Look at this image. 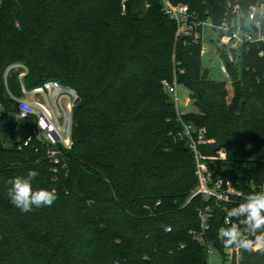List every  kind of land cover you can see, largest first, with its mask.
I'll list each match as a JSON object with an SVG mask.
<instances>
[{
	"label": "trees",
	"instance_id": "obj_1",
	"mask_svg": "<svg viewBox=\"0 0 264 264\" xmlns=\"http://www.w3.org/2000/svg\"><path fill=\"white\" fill-rule=\"evenodd\" d=\"M161 1L0 0V106L15 109L4 79L14 64L28 68V89L57 80L80 95L74 150L60 164L23 146L27 122L9 125L10 147L0 139V193L7 198L9 179L36 170L33 188L58 196L28 213L0 203V264H209L210 248L227 249L218 239L226 209L264 184V57L254 47L231 62L224 52L232 82L209 79L201 46L177 39ZM171 2L216 21L225 13L224 0ZM21 72L7 73L16 96ZM175 77L190 91V113L163 84ZM185 125L215 139L203 156L228 154L208 165L241 194L230 204L192 197Z\"/></svg>",
	"mask_w": 264,
	"mask_h": 264
},
{
	"label": "built area",
	"instance_id": "obj_2",
	"mask_svg": "<svg viewBox=\"0 0 264 264\" xmlns=\"http://www.w3.org/2000/svg\"><path fill=\"white\" fill-rule=\"evenodd\" d=\"M244 1L224 0L225 13L220 21H216L217 19L215 20L211 16L202 17L197 12H192L187 5H174L171 0H162L161 2L168 17L177 25V39L192 41L200 45L203 50L206 28L220 30L222 36H220L218 47L224 49L231 62H236L254 47L260 49L259 57H264V5L252 4L245 8ZM253 8L256 9V15L254 19L249 20ZM10 69L22 70L19 75L21 96L13 95L7 85L6 78ZM8 71L4 77L5 88L10 101L15 103V109L6 111L3 106H0V122L4 126L27 122L28 135L23 146L28 147L35 144L37 152L38 149L40 151L43 149L45 159L55 165L60 164L61 161L66 160L68 152L74 150V111L80 100L79 93L73 87L57 80H47L39 87L28 89L23 82L29 73L26 66L14 64ZM221 71L231 83L232 77L225 62L221 65ZM163 84L177 101L179 85L176 77L173 82L164 81ZM30 104L34 107V111H29L26 117L21 116V107ZM180 139L194 153L196 161L198 187L193 193V198L201 196L205 201L215 200L217 203L230 204L232 196L241 195L230 180L221 178L208 165V162L226 160L228 155L226 151L220 149L216 157H205L201 153V146L215 143V139L207 138L205 128L197 129L192 125H185ZM261 189L264 191V184ZM212 253V248H210L209 254Z\"/></svg>",
	"mask_w": 264,
	"mask_h": 264
},
{
	"label": "clouds",
	"instance_id": "obj_3",
	"mask_svg": "<svg viewBox=\"0 0 264 264\" xmlns=\"http://www.w3.org/2000/svg\"><path fill=\"white\" fill-rule=\"evenodd\" d=\"M255 15L256 9L253 8L249 20L254 19ZM29 111H34L31 104L21 107L20 115L26 117ZM38 175L36 170H29L26 175H17L7 181V198L21 212L28 213L34 208L51 207L58 199L55 190L33 188L32 182ZM224 225L227 227L221 226L218 229V239L225 248L235 247L249 252L264 251V191L253 192L245 196L244 202L226 209Z\"/></svg>",
	"mask_w": 264,
	"mask_h": 264
},
{
	"label": "rangeland",
	"instance_id": "obj_4",
	"mask_svg": "<svg viewBox=\"0 0 264 264\" xmlns=\"http://www.w3.org/2000/svg\"><path fill=\"white\" fill-rule=\"evenodd\" d=\"M222 32L213 28H206L203 39V50L201 56L202 70L209 79L217 82L230 84V80L221 71V65L225 62L224 49L218 47ZM206 48V49H205ZM228 56V55H227ZM239 60V59H238ZM239 63L237 62V65ZM178 111L187 114L193 111L190 103V91L184 86H178L177 98L171 95ZM9 125L4 126L0 122V139L6 147L12 145L9 134ZM209 264H264V251L249 252L235 247L227 248L224 253L217 249H212Z\"/></svg>",
	"mask_w": 264,
	"mask_h": 264
},
{
	"label": "water",
	"instance_id": "obj_5",
	"mask_svg": "<svg viewBox=\"0 0 264 264\" xmlns=\"http://www.w3.org/2000/svg\"><path fill=\"white\" fill-rule=\"evenodd\" d=\"M243 105V104H242ZM242 105L240 106V108L242 107ZM3 148L2 142L0 141V150ZM0 203L7 209H11L12 205L11 203L8 201V199L2 194L0 193Z\"/></svg>",
	"mask_w": 264,
	"mask_h": 264
}]
</instances>
